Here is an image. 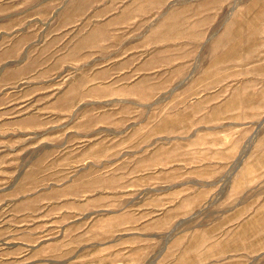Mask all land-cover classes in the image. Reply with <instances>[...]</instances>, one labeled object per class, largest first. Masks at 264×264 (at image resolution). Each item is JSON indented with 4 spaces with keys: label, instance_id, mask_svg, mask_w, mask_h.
<instances>
[{
    "label": "rangeland",
    "instance_id": "1",
    "mask_svg": "<svg viewBox=\"0 0 264 264\" xmlns=\"http://www.w3.org/2000/svg\"><path fill=\"white\" fill-rule=\"evenodd\" d=\"M0 264H264V0H0Z\"/></svg>",
    "mask_w": 264,
    "mask_h": 264
}]
</instances>
